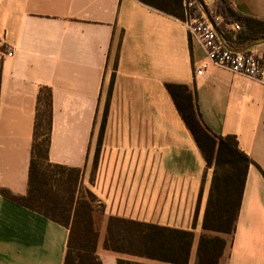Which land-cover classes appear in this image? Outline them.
<instances>
[{
  "label": "crops",
  "instance_id": "0c3cea01",
  "mask_svg": "<svg viewBox=\"0 0 264 264\" xmlns=\"http://www.w3.org/2000/svg\"><path fill=\"white\" fill-rule=\"evenodd\" d=\"M187 1L0 0V189L26 195L37 100L43 110L49 93L48 163L79 171L75 197L93 207L101 264H168L105 249L110 218L191 232L188 264L201 235L226 241L219 264H264V85L207 60L177 16ZM231 1L264 21V0ZM230 49L264 60V41ZM166 84L187 87L208 128L253 162L231 235L202 228L212 168ZM67 238L0 195V264H63Z\"/></svg>",
  "mask_w": 264,
  "mask_h": 264
},
{
  "label": "trees",
  "instance_id": "16d2710c",
  "mask_svg": "<svg viewBox=\"0 0 264 264\" xmlns=\"http://www.w3.org/2000/svg\"><path fill=\"white\" fill-rule=\"evenodd\" d=\"M204 10L201 0H188L186 10L177 16L182 20L187 14L199 17ZM209 16L219 39L229 49L264 41V21L238 14L231 0H214V12ZM165 87L205 167L212 168L202 228L219 235H231L235 229L247 168L253 162L238 148L233 135H217L208 128L187 87L174 84H166ZM38 105L26 195L14 196L4 189H0V195L68 229L63 264H101L95 254L98 233L92 217L93 207L82 197H75L79 171L48 163L51 126L49 93L44 100V109L40 110ZM192 240L193 235L188 231L110 218L103 246L133 257L168 264H188ZM225 246L226 241L218 235H201L195 264H219ZM117 264L141 263L118 259Z\"/></svg>",
  "mask_w": 264,
  "mask_h": 264
},
{
  "label": "built area",
  "instance_id": "2783aa9c",
  "mask_svg": "<svg viewBox=\"0 0 264 264\" xmlns=\"http://www.w3.org/2000/svg\"><path fill=\"white\" fill-rule=\"evenodd\" d=\"M184 24L191 38L196 40L204 49L207 60L218 67L232 73L240 74L256 80L264 85V60L253 55L237 53L227 48L219 39L215 29L206 20L205 16H185ZM238 29V26H235ZM7 56H12L8 51ZM204 67L196 71L197 75L203 73Z\"/></svg>",
  "mask_w": 264,
  "mask_h": 264
},
{
  "label": "water",
  "instance_id": "95a60500",
  "mask_svg": "<svg viewBox=\"0 0 264 264\" xmlns=\"http://www.w3.org/2000/svg\"><path fill=\"white\" fill-rule=\"evenodd\" d=\"M196 1L199 2V0H196ZM203 14H204L206 20H207V21L211 24V26L214 28V25H213V23H212V21H211V18H210V16H209V14H208L206 11H203Z\"/></svg>",
  "mask_w": 264,
  "mask_h": 264
}]
</instances>
